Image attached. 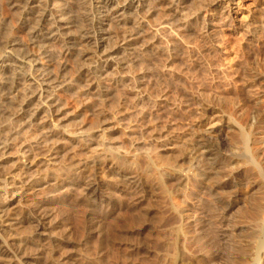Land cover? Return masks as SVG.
Instances as JSON below:
<instances>
[{"label":"rangeland","instance_id":"1","mask_svg":"<svg viewBox=\"0 0 264 264\" xmlns=\"http://www.w3.org/2000/svg\"><path fill=\"white\" fill-rule=\"evenodd\" d=\"M10 3L0 0V31L7 29L40 67L57 75L63 67L66 84L52 93L57 107L52 115L40 113L32 126H24L30 117L11 125L9 147L0 154V206L5 207L0 240L7 252L1 264H170L182 225L178 210L188 207V222L197 230L186 251L191 264L210 260L202 239L209 230L200 225L204 209L230 222L231 247L250 240L247 231H237L249 227L238 217L253 199H264V179L245 160L234 158L224 166L227 171L217 168L209 181L192 180L187 188L168 178L189 166L181 146L192 132H221L215 157L242 147L240 132L225 126L229 121L253 132L252 153L263 168L264 0H177L171 11L166 6L155 13L130 12L127 19L138 21L135 26L148 33L149 43L140 46L141 57L114 56L116 62L127 60V71L116 63L81 64L57 43L51 61L40 60L20 11ZM118 3L129 6L126 0ZM101 66L90 80L87 68ZM211 109L214 120L223 123L202 127L201 116ZM89 177L97 191L88 195ZM31 181L39 185L26 187ZM38 216L44 219L43 236L36 234ZM210 264L226 262L217 258Z\"/></svg>","mask_w":264,"mask_h":264},{"label":"bare ground","instance_id":"2","mask_svg":"<svg viewBox=\"0 0 264 264\" xmlns=\"http://www.w3.org/2000/svg\"><path fill=\"white\" fill-rule=\"evenodd\" d=\"M126 1L129 2V6L126 8H120L118 7L119 5L117 6L119 0H11L10 4L20 11L22 24H24L25 29L28 30L29 41L37 50L38 57H41L39 58L40 60L42 59L50 62L52 58V44L54 45V43H57L61 45L60 47L69 52L67 55H72L76 58L77 62H81V64L86 63L85 61L88 60H96L100 62L99 64L102 63L105 65V67H111L116 63L117 66H119L118 69L121 68V70L127 71V69H129L127 60L123 57L124 61L120 58L121 62H116L114 56L121 53V55L126 54V56H129V54L132 56L134 55L133 58H137V56L141 57L143 55L141 51L143 48L141 49L140 46L144 47L143 45H145V43H149L147 40L148 37L146 36L148 33L146 35L143 34V29L135 26L138 21H136V19H127L129 13L141 14L142 11L145 13H155L166 6L171 11L174 10L173 8L176 6L177 0H169V4H167V0ZM106 27L109 29H106ZM128 36L137 37L135 40L129 41L125 48L116 49V44L126 40ZM137 45H139V47ZM146 48L151 49L152 47L147 45ZM130 50L133 53H126ZM136 61H139V59ZM39 65L43 64H39L38 59H35L33 54L12 39L7 29H1L0 154L3 151L5 152L9 147L8 143L10 137L13 136L10 130L11 125H17L20 121L23 122L30 117L27 120V125L24 124V126H32L35 124V119L40 116V113L52 115L55 109L57 110L55 100L51 99V96L54 91H57L56 89H60L59 87L66 84L63 75L65 69L62 67V71L57 75L48 68L40 67ZM83 66L85 67L86 65ZM101 68L102 66L98 70L87 68L86 71L88 76L87 74L86 76L91 80L97 75L98 71L100 72V70H102ZM126 73L129 74V72ZM90 80L88 81L90 82ZM83 81H85V79ZM141 83L140 80L136 81V84ZM138 87L135 88L137 89ZM34 106L36 107L32 110ZM208 112L209 113L205 111L201 116V118H204L201 124L202 127H205L207 124L215 126L223 123L222 119H219V121L214 120L213 114H215V111L211 109ZM211 117L213 120H211ZM230 122L231 121L225 123L227 129L235 128L240 132L243 138L242 147H233L237 155L234 151L232 154L229 153L231 154L230 156L222 155V151L221 153L218 152V154H216V151V153H214L216 157L213 155V148L220 145L219 140L222 141L219 139V137H221L220 131L214 132V135L211 133L207 134L206 132L203 133H206L205 135H199V133L197 134L198 131L196 133L192 132L191 136H189V140L186 139L188 142L183 143L181 146L184 154L183 160L187 161L189 166L186 167V169H179L180 171H178L176 175H171L168 179L176 180L179 185H184L186 188L192 180H196L198 184H203L210 179V173L217 171V168L223 172L224 170L220 168H225L224 166L232 159L234 160V158L245 160L251 165L253 168L252 170H255L260 178L264 179V166L262 168L261 162H259L258 158L252 153L251 137L253 136V132L251 130L247 131L236 125H231ZM8 130H10L9 134H5ZM219 147L220 146H218V148ZM36 148L37 147H35V149ZM26 149L24 152L27 154L28 152L30 153V148L29 150ZM3 155L5 154L3 153ZM212 156L216 159L214 158V162L212 161L209 163V159H213ZM96 164V162L93 163V165ZM83 166L85 167L86 165ZM213 174L214 173H212V175ZM215 174L216 176L219 175L218 173ZM133 179L134 178H132V180ZM211 179L213 178L211 177ZM135 182L132 184L136 185L137 183ZM38 185V182L31 181L26 187L28 186L29 188L35 189ZM96 189L97 186L95 182L89 177L85 186L86 193L88 195L90 193L94 194V192L97 191ZM187 194L185 198L187 201L184 203L189 202L188 200L191 199L189 193ZM204 210L206 214L205 220L202 221L200 225L203 228H207L209 232L207 231L208 233L204 235L202 239H206V244L204 246H206L207 250L209 249L211 255L208 257L210 260L201 258L198 260V263L210 264L213 260L221 258L225 260L226 264H264V199L260 197L253 199L251 207L238 217L239 223H245L249 225V227L247 229L238 227L237 231H247L245 233H249L247 236L249 237L248 239H250L244 245H241L240 248L238 247V249L235 246L231 247V244L227 240L228 237H230L228 235L230 222L226 219L224 220V218L220 219L217 213L212 212L210 209ZM181 211L178 210L179 216L181 215L182 225L176 230L179 237L176 244V253H173L170 264L192 263L186 251L188 245H190V235L193 231L197 230L192 222L189 223L192 219L189 207ZM4 213L5 207L0 206V218L4 216ZM43 222V217L38 216L34 223L36 234L40 236H43ZM210 231L215 234V237L210 238ZM233 231L235 232V230ZM201 241L200 238H196L195 244L202 247ZM179 244H182V246H179ZM5 248L6 244L0 240V264L7 256ZM225 255L227 256L223 259Z\"/></svg>","mask_w":264,"mask_h":264}]
</instances>
